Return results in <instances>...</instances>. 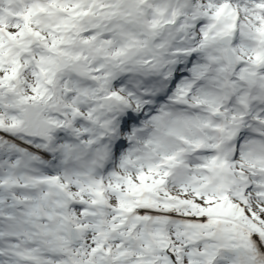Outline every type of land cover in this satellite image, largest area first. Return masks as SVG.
Listing matches in <instances>:
<instances>
[{
	"label": "snow or ice",
	"instance_id": "snow-or-ice-1",
	"mask_svg": "<svg viewBox=\"0 0 264 264\" xmlns=\"http://www.w3.org/2000/svg\"><path fill=\"white\" fill-rule=\"evenodd\" d=\"M0 264H264V0H0Z\"/></svg>",
	"mask_w": 264,
	"mask_h": 264
}]
</instances>
